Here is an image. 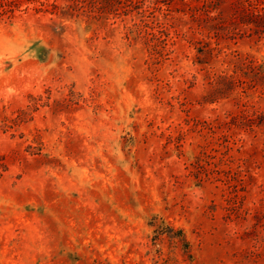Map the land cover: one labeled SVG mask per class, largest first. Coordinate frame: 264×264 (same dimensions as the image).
Listing matches in <instances>:
<instances>
[{"label":"rangeland","instance_id":"1","mask_svg":"<svg viewBox=\"0 0 264 264\" xmlns=\"http://www.w3.org/2000/svg\"><path fill=\"white\" fill-rule=\"evenodd\" d=\"M149 3L0 0V264H264V23Z\"/></svg>","mask_w":264,"mask_h":264},{"label":"trees","instance_id":"2","mask_svg":"<svg viewBox=\"0 0 264 264\" xmlns=\"http://www.w3.org/2000/svg\"><path fill=\"white\" fill-rule=\"evenodd\" d=\"M237 6V9L234 12L233 20H235L232 25H227L228 23H214V20L217 21L218 18L211 16L213 10L217 9V6L222 2V0H203L206 9L205 13V23L199 24L201 28L200 31L203 35V39L198 42L200 47L198 48V52L200 56V60H212L215 57L220 56L224 52L223 41L227 39V36L231 37V28L235 29V27L239 25L247 26L250 24H261L264 21H261L264 17V0H233ZM149 6L147 11L157 9L161 0H149ZM234 5V6H235ZM254 11L257 12L256 18L258 22L254 21L253 14ZM264 27V26H263ZM261 27V28H263ZM233 76H219L216 78L218 90H221L222 85H227L232 88L236 86V83H240L241 85L247 84L246 78H252V83L255 81L254 79L264 81V63L258 64L249 56L243 57L241 53L237 51H233ZM230 56V55H227ZM202 63H206L205 61ZM237 76V77H235ZM229 78L232 79L231 82L228 83ZM237 80V82H236ZM237 115L233 113H227L225 117L218 116L212 121H205V124L208 125H216L222 129H232L238 122Z\"/></svg>","mask_w":264,"mask_h":264}]
</instances>
